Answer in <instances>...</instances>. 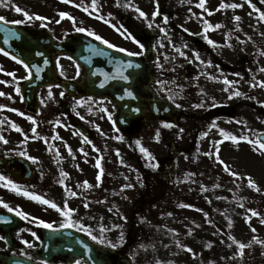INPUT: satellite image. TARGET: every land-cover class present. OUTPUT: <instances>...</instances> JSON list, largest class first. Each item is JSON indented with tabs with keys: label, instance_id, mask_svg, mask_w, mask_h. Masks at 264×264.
<instances>
[{
	"label": "rangeland",
	"instance_id": "374dc122",
	"mask_svg": "<svg viewBox=\"0 0 264 264\" xmlns=\"http://www.w3.org/2000/svg\"><path fill=\"white\" fill-rule=\"evenodd\" d=\"M83 1L91 4V0H72L71 3L62 2V0H6V3L30 12L36 11L47 19L57 17L64 20V17L59 15V10L64 7H72L74 10L76 8L72 15L76 19L83 18L78 12V7L75 6ZM100 1L103 0H97L99 6H101ZM205 1L202 9L199 7L200 0H168L163 13H160L161 20L167 16L170 21L169 13L180 10L184 16L182 18H177L174 13L171 14L174 17L171 18L174 25L169 29L172 30L167 31V28L163 27L170 38L168 40L173 44L172 48L187 49L186 54L195 62V65L200 66L198 79L204 76L205 83L208 84L207 90L201 93L194 94V89L190 91L183 87L184 92L189 91V93L173 94L171 92L174 103L187 111L189 116L180 115L177 123L172 124L173 127L170 128L162 126L166 121L150 120L148 125L141 128L137 134L128 135L120 140L116 139L117 135L112 136L115 131H110L108 128L110 104L99 99L83 98L77 105L72 106L71 112L78 115L81 122L88 128L94 129L93 131L105 130L103 133L106 134L103 137L111 136L105 147L103 158L98 157L94 150H86L76 156L79 147L87 143L74 140L76 136L70 132L74 139L71 136L67 137L66 133L60 136H66L69 140L66 145L67 148L72 149V155H69L66 148L63 156L66 158L65 163L68 161L67 164H69L71 160L72 164L64 167L57 162L48 164L47 160L35 162V169L40 176L55 178L59 170L63 169V173H66L61 178L64 181L61 187L64 195H69L78 204L89 205L90 211L86 212L83 224L90 226L94 235L103 236L107 241L116 244L115 248L121 247L132 264H264V223L261 222L264 219V152L256 151L246 141L240 140L234 143L220 135V129H223L237 137L247 135L255 139L254 132L264 130V88L250 86L253 82L264 81V72L260 71L264 68V55H261L263 39L261 35L257 36L256 33L259 32H252L255 45L254 65L247 75L240 70L233 72L232 80L235 82L232 85H226L224 74H217L213 69L212 56L224 57L228 53L222 49L217 51V46L214 47L215 49L211 48L212 46L203 38L204 33L202 34L201 27L204 23L200 21L203 18L212 20L206 15L218 10V0ZM227 1L230 3L232 0ZM252 1H254V7L250 8L253 4L249 5L246 0H233V3L242 4L243 7L222 8L215 21H212H218L222 26L230 25L232 19L229 18L230 13L235 12L243 17L240 19L242 23L254 26L258 19L256 15L259 16L260 12H264L260 7L264 6V0ZM151 3L152 0H139L140 9L148 16H150ZM206 10L209 12L205 15ZM257 12L259 14H256ZM84 22H87L86 26H90L91 21ZM95 23H102L101 19L97 18ZM158 23V35L164 36L165 33L161 31V34L159 33L160 24L161 27L165 24L164 20L163 23L159 21ZM62 28L67 26L64 25ZM247 32L250 34L249 31ZM99 33L105 34L108 38L110 36L105 27L100 29ZM226 35L228 41L230 37L234 39V42L236 41V37L232 34ZM211 38L215 40L214 35ZM197 42L211 46L208 49L211 54L199 51ZM172 48L168 47L169 51H172ZM193 50L199 53L200 60L194 58ZM170 58L169 56L168 60ZM209 61L211 65L207 64ZM227 61L232 60L227 59ZM210 81L214 82V95L211 93L212 95L208 94L209 96L205 98L212 86ZM174 83L169 81L161 89L166 91ZM190 85L191 89L194 88L193 83ZM237 89L242 95L229 99L230 93ZM191 94L196 98H193ZM198 104L204 106L196 107ZM232 105H235L236 110L229 115L204 112L214 111L218 107L229 108ZM102 107H106L108 112L100 111ZM191 111L198 115L194 116L190 113ZM66 123L62 120V127H67ZM213 123L216 127H213ZM157 131L160 132L158 142L155 139ZM38 132L34 135L38 140L49 136L43 130ZM204 133L207 135H203ZM105 140L106 138L102 139V141ZM137 140H140L141 145L150 151L154 159H149L139 151L140 145L136 144ZM49 142L54 146L63 147L64 145V143H58L56 139H51ZM205 153H213V155H205ZM215 154H218L230 169L236 171L238 176L234 178L229 172H225L223 165L214 158ZM97 159L100 162L103 159L107 161V165L102 167V175L100 169L96 167ZM151 165H158V167L152 171L154 167ZM98 175L101 176L99 181H97ZM248 177L252 178L259 190L248 185ZM84 181L92 187L83 186ZM126 184H131L133 187L123 188ZM68 189L76 192L77 195L72 196ZM218 193L224 195L223 199L216 198L215 195ZM64 195L60 196L62 201L60 204L68 205L70 201ZM181 205H192V207H181ZM250 210H255L259 215L252 216ZM204 213L208 214L207 218ZM90 215L92 217H89ZM80 220L78 218V222L82 223ZM203 222L205 226L210 227V235L207 229L205 232L201 229ZM101 225L109 230L101 233ZM252 229H255V232ZM162 230L164 231L161 232ZM176 241L192 248L195 255L178 247ZM234 241L246 245L242 250L243 255H241L239 244Z\"/></svg>",
	"mask_w": 264,
	"mask_h": 264
},
{
	"label": "flooded vegetation",
	"instance_id": "af4514ba",
	"mask_svg": "<svg viewBox=\"0 0 264 264\" xmlns=\"http://www.w3.org/2000/svg\"><path fill=\"white\" fill-rule=\"evenodd\" d=\"M127 2L128 0H119L120 6H118L117 0H103L102 7L99 10H93L90 8L92 14L86 18L75 19V25L73 24V21L67 24L62 23L57 17L45 20L33 19L32 21H28L21 13L15 12L14 5H9L6 2L5 4L7 6L0 5V16H4L7 21L24 20V23L18 25L31 27L33 33L29 34V36H33L31 38H34V41L37 42L43 37H48L49 33L46 29H49L53 39L59 41L75 36L73 42L70 44V47H74L75 50L84 46L77 40V35H87L86 32L81 33L75 31V27H84L107 39L110 43L115 44L118 47H122L132 52L140 51L136 43L122 36L111 25H116L121 31L126 29L127 32L131 33L136 39L140 40L145 45V54L143 56L133 57L139 59V64H141L142 60H144L145 63H150L153 74L142 82L140 73L141 68L138 69L139 72L136 71L137 69H130L128 73H131V77L134 79V85L139 84L138 86H142V84H147L150 81L151 87H156L161 85L158 84L157 81H163L166 83L173 81L176 78L188 81L194 78V75H198L196 74V65L189 60L182 59L181 55L177 53L169 59L168 64L170 65L168 68H158L156 66L157 61L159 64L163 65V57H168V52H165L167 49L163 48L165 47V43L169 41L166 38V35L161 36L162 34L160 30L159 33L161 35H158V15L153 17L152 13L154 11L163 13L162 11H164L168 0H163L160 8L157 7V5L156 7L154 6L155 8L150 12L148 20L140 17L134 8L123 6ZM130 2L140 8L139 0H130ZM28 12L30 14H38L41 16V14L36 13V11ZM99 16L103 17V19H101L102 23L96 24L95 22ZM86 20L88 22L91 21V23H89L90 26L85 25L87 22L84 21ZM105 20H110L111 24L105 23ZM149 23L153 25L151 28L148 27ZM64 25H66L67 28H62ZM103 27L108 30L110 34L109 38L105 34L99 33V30ZM160 28H162L161 24ZM142 30H151V32ZM22 34L28 36L27 31L25 30ZM87 36L95 40L94 37ZM97 42L100 43V41ZM92 45L91 47H93ZM49 52L53 55L55 61L57 58H60V64L63 66L64 74L61 75L60 69H57L55 66L56 72L53 79L51 75L42 78L41 81H48L50 83L53 81V83L49 86L44 85L38 88L37 94L39 97V104L35 113H31L28 110L24 101L19 97V93L16 92V88H19L20 84L29 82L30 78H26L28 75L27 71L21 64L13 60L11 56H5L3 53H0V92L6 94L0 96V106H3L0 108V136L8 141V143L5 144L0 140V159L3 160L0 161V174H3L5 177L21 185L22 189L35 194L39 193V195L43 196L45 199H48V197L45 196V194H42L41 190H43V187L49 185V183H54L55 179L44 175L40 176L38 171L35 170V163L28 159V156L36 158V161L47 160L48 164H53V162L61 164L64 161L62 152L63 147L32 145L31 142H35V137L29 133L28 129L24 128V126H29L30 121L27 117H36V124L32 125L35 127L37 126L36 128L38 130L44 129L43 131L51 136V134L61 133L58 127L61 124L62 118H64L70 126H74L75 123L79 121L77 116L71 111L73 104L83 98L99 99L108 102L112 107V117L114 111L113 106L111 105L112 102L108 98H98L92 95L82 94L78 84L84 79V72L80 68L81 74L76 77L75 64L73 61L67 59L70 55L58 54L55 49H50ZM236 55L237 52H235V56ZM41 61L42 58L38 56V58L34 59L33 63L39 65ZM112 61H114L113 65L115 67V60L113 59ZM175 70H179L180 72L178 73ZM9 72L15 73V76H9L7 74ZM62 79L75 84V90L72 94H67L65 92L61 86ZM49 87H51L52 91L51 97L48 95ZM61 92L64 93L63 96H61ZM12 109H16V111H12ZM20 113H24V115L22 116ZM57 121H59V123H57ZM13 123L21 128L22 131L17 132L12 128L11 125ZM99 137L100 136H97L96 139H94V137L88 139V141L92 143L91 148H95L96 145L99 146ZM20 152H24L26 155L21 156L19 155ZM30 162L34 166V177L31 180L25 178L28 175L27 165ZM0 201H4L14 209L21 210L28 214L27 218H24L17 216L15 212H9L7 209L0 206V236L6 238L5 240H0V264H74L76 259H83L76 254L79 248L83 249L82 244L79 243L83 240L76 234L79 230L77 228H60V224L64 222L60 212L51 209L49 205H43L31 198L17 194L11 190L10 186H0ZM4 218H7L8 222H3ZM33 218L52 223L54 228L58 230L53 231L45 228ZM71 218L74 222H78L76 212L72 213ZM67 229L70 231H63ZM32 233H35L36 235L33 236ZM25 240L32 244L33 247H29L25 244L23 242ZM83 242L86 243L85 241ZM42 244H46L50 246V249L59 252L57 253L56 251L57 254L54 257H42L36 255L35 251L40 248Z\"/></svg>",
	"mask_w": 264,
	"mask_h": 264
},
{
	"label": "snow or ice",
	"instance_id": "6c2138e0",
	"mask_svg": "<svg viewBox=\"0 0 264 264\" xmlns=\"http://www.w3.org/2000/svg\"><path fill=\"white\" fill-rule=\"evenodd\" d=\"M62 2H66V3H71L72 0H62ZM247 3L251 4V0H246ZM0 5H4V6H7L5 4V0H0ZM117 5L120 6L119 4V0H117ZM204 5H205V0H200L199 2V7L200 8H204ZM76 7H82L83 5L82 4H76L75 5ZM123 6L125 7H130V8H134V10L139 14L140 17L144 18L145 20H148V15L142 11L139 7H136L135 5H133L130 0H128L127 3H125ZM221 8H241L243 7L242 4H238V3H231V4H226V3H222L220 5ZM254 7V5H253ZM90 8L93 9V10H98V4H97V0H91V4H90ZM14 10L15 12L17 13H21L24 17H26V19L28 21H32L33 19H39V20H45L47 19L46 17H42V16H39L38 14H30L28 11L22 9L21 7L19 6H15L14 7ZM83 10L85 12H88L89 15H91L92 13L89 12V6H83ZM211 14V13H209ZM59 15L61 17H65L67 16L69 19H71L73 21V24L75 25V19L73 17H71L69 15V13H66V12H60ZM111 15V14H109ZM159 15L158 12H153L152 13V16L155 17ZM99 19H103L102 16L98 17ZM241 19L240 16H235L234 17V20L239 22ZM259 19L261 21H264V12H260V15H259ZM164 20V23L167 24L168 22V17L165 16L163 18ZM0 22H3V23H12V24H22L24 23L25 21L24 20H13V21H7L6 18L4 16H0ZM59 22V21H57ZM105 23H108V24H111V21L110 20H105L104 21ZM114 29H116L122 36H124L125 38L127 39H130L132 40L134 43H136L140 49V51L138 52H132V51H128L122 47H118L117 45L115 44H112L110 43L107 39L101 37L100 35L96 34L95 32L93 31H89L88 29L84 28V27H75V31L77 32H81V33H87V35L89 36H92L95 38V40L97 41H100L101 44L103 45H106L108 48H114L116 49L117 51H120V52H126V54L128 56H143L145 54V45L138 39H136V37H134L131 33L127 32V30H123L121 31L120 28H117L116 25H111ZM153 25L151 23L148 24V27L151 28ZM157 27H159V25H157ZM215 27L219 28L220 25H216ZM212 28V25L208 24L207 21H205V24H204V39L206 40V42L213 46V47H216L217 46V43L215 41H213L212 39H210L207 35V32L208 30ZM0 31L4 32L6 35L4 36V39H3V43L4 44H9L10 42V38H15V39H21V35L18 33V32H15L9 28H0ZM160 31L165 33L166 35V29L164 28H160ZM187 31V29L185 30ZM264 35V34H262ZM241 43H244V41H241ZM229 47H231V44H228ZM185 47H187V45H185ZM90 52H92L93 54L97 55V56H107L108 53L105 52L103 49H100V48H93L91 46H89V49H88ZM177 52H179V54L181 56H186V54L184 52H181L179 49H176ZM0 53H3V55L5 56H9L10 53L8 51L5 50V48L3 47H0ZM36 56H39L42 58V63L43 65L47 66L50 61L49 59L45 56V53L42 52V51H37L35 53ZM261 55H264V52H261ZM193 56L196 60H200V56H199V53L196 52L195 50H193ZM11 58L13 60H15L17 63L21 64L25 70L27 71L28 75L26 78H32L33 76V69L35 70V75L36 77H39V74L41 73L42 71V68L40 65L38 64H29V63H26L23 59H20L18 57H16L15 55H12ZM83 58V57H82ZM68 60L70 61H73V63L75 64V68H76V77L80 76L81 72H80V64L79 63H76L75 60L73 59L72 56H68L67 57ZM165 59H167V57H165ZM109 63H113L112 60H109ZM201 63H205L204 61H201ZM89 64H91V61L89 60ZM115 64H116V67H115V71L114 73H109V72H103L101 73L99 69H96L95 71H93L91 74L93 76H98V75H102L103 76V80L100 81L99 83V87L100 88H104L106 86V82H108L109 80H118V81H124L126 83H131V73H128L126 74V70L127 69H140L142 67L141 64L139 63H134L132 60H127V61H123V60H119V61H115ZM208 65H211V62H207ZM55 66L57 69H60V74L63 75V66L60 64V58H57L56 61H55ZM156 66L158 68H163V65L159 64V62L157 61V64ZM260 71L264 72V68L260 69ZM9 76H15V73L13 72H9L7 73ZM239 75V74H237ZM75 78V77H74ZM210 78H215V77H210ZM158 84H163L165 82L163 81H157ZM224 83L226 85H232L234 82L232 81H229L227 80L226 78L224 79ZM251 87H260V88H264V81H256V82H253L251 83L250 85ZM225 91H228V89H224ZM16 92L19 93V88H16ZM122 95H120L118 98L123 100L125 99V97H128V98H131L133 100H135L137 98L136 94L134 93V91H132L130 89V87H125L122 89ZM3 95H6L5 93L3 92H0V96H3ZM49 97L52 96V91H51V87H49V93H48ZM64 93L61 92V96H63ZM242 95V93L237 89L233 92L230 93L229 95V99H232L234 96L235 97H238ZM168 99L170 100H173V102H175L174 100V96L171 94V90H169V95L167 97ZM91 99V98H90ZM214 100V98H213ZM180 105L177 104V107H179ZM204 105L203 104H198L196 105V107H203ZM3 106H0V108H2ZM127 107V105H126ZM156 111H159V108H156L155 109ZM12 111H16V109H12ZM100 111L102 112H108V109L106 107H102L100 109ZM129 111L132 112V113H140L142 111V109L140 107H129ZM20 115H24V113H20ZM27 119L29 121H31L33 123V125L36 124V121L35 119L32 117V116H28ZM108 119L111 120L112 119V115L109 113L108 115ZM57 123H59V121H57ZM237 123H242L241 121H237ZM163 127H173L172 124L168 123V122H163ZM12 128H14L17 132H21L22 129L19 128L15 123H13L11 125ZM213 127H216L215 123H213ZM31 131L33 133H36V128L33 127L31 129ZM203 135H207V133H204ZM220 135L222 137H224V139L226 140H231L232 142L236 143V142H239L240 140H243V141H246L248 142L249 144H251L254 149L258 152H264V139H262L259 135H257V137L255 139L253 138H250L249 136L247 135H241L239 137H237L236 135H232L228 132H226L225 130L223 129H220ZM159 137H160V132L157 131L156 132V135H155V139L157 140V142L159 141ZM42 139H45V138H42ZM54 139H60L59 136H56L54 137ZM116 139H120L122 140L123 137H116ZM0 140H2L5 144L8 143L7 140H5L2 136H0ZM47 142V140L45 139V143ZM84 142L86 143H90V141H88L87 137H84ZM136 144L137 145H140V148H139V151L141 153H143L146 157H148L149 159H154V157H152L150 151L145 148L144 146L141 145V141L140 140H137L136 141ZM81 152H84V149L81 148L80 149ZM98 151V150H97ZM68 152H69V155L71 156L72 155V149L69 147L68 148ZM216 152H218V149H216ZM85 155H87V153H84ZM19 155L21 156H24L26 155V153L24 152H20ZM117 155L119 156V152L117 151ZM205 155H213V153H205ZM217 161H219V164L220 165H223V170L225 172H229L230 175L232 177H237L238 176V173L232 169L229 168V166L225 163V161L223 159H221V157L218 155V154H215V157H214ZM28 159L32 160L33 163L36 162V158L34 157H31V156H28ZM121 163L123 164V160H121ZM152 167H158V165H151ZM96 167L100 169V173L102 175L103 173V168L101 167L100 165V160L97 159V162H96ZM66 175V173H63L61 172V176H64ZM101 179V176L98 175L97 176V181H99ZM58 183L60 184H63L64 181L63 179H60L58 181ZM248 185L251 187V188H254V189H258L256 183L252 180L251 177H248ZM0 186H3V187H11V190H13L14 192H16L17 194H21L25 197H28V198H31L35 201H38L42 204H45V205H50L52 209L58 211L61 213L62 216L66 217V219L64 220V222H62L60 224V228H77L79 231H82L84 233H86L93 241H97L98 243L100 244H107L108 246L110 247H117L116 244L112 243L111 241H107L105 238H103V236H100L98 237L97 235H94L93 232L91 231L90 229V226H86L85 224L83 223H78V222H74L72 220V213L75 211V209H72L70 208L67 203H64L63 206L61 205H58L56 202L52 201V200H49V199H45L43 196L39 195V194H35V193H32V192H29L27 190H24L22 189V186L15 183L14 181H12L11 179L5 177L3 174H0ZM83 186H86V187H89L91 188L92 185L89 184L87 181H84L83 182ZM130 187H133V185L131 184H126L123 186V188H130ZM123 190V189H122ZM206 190V189H205ZM68 191L70 192V194L72 196H76L77 193L72 191L71 189H68ZM210 202V201H209ZM0 206H2L3 208L7 209L9 212H15V214L17 216H21V217H24V218H27V215L26 213H24L23 211L21 210H18V209H14L13 207L9 206L6 202L4 201H0ZM89 205L86 203L85 204V207H88ZM243 206V205H241ZM181 207H192V205H181ZM199 211H202L200 209H198ZM109 211H112V209H109ZM252 212V216H257L259 215L255 210H250ZM204 216L205 218L208 217V214L207 213H204ZM34 220H36L40 225H42L43 227L45 228H48V229H51L53 231H57L58 229H55L53 224L52 223H47L43 220H39L38 218H33ZM3 222H8L7 221V218H4V221ZM262 223H264V219L261 220ZM209 223H211V221H209ZM109 229H105L103 227V225H101V228H100V231L101 233L103 232H106L108 231ZM253 232H255V229H252ZM33 236H35L36 234L35 233H32ZM189 235H191V232H189ZM6 238L3 237V236H0V240H5ZM121 241L123 240V234L121 233V237H120ZM25 244H27L29 247H33L32 244H30L28 241H23ZM236 243L239 244V248L241 250V255H243V249L246 247L245 244L243 243H240L238 241H234ZM79 243L82 244L83 246V249L90 252L91 249L89 248V245L87 243H84L83 241H80ZM177 244L178 247H181L183 249H185L186 251H188L189 253H193V255H195V253L193 252V249L190 248V247H187L185 245H182L179 241H176L175 242ZM211 245H209L210 247ZM250 246V245H249ZM229 247H231V245H229ZM93 261V258L89 255L87 256L86 259H76L74 261V264H89V262Z\"/></svg>",
	"mask_w": 264,
	"mask_h": 264
},
{
	"label": "water",
	"instance_id": "95a60500",
	"mask_svg": "<svg viewBox=\"0 0 264 264\" xmlns=\"http://www.w3.org/2000/svg\"><path fill=\"white\" fill-rule=\"evenodd\" d=\"M0 28H9V26L7 25H3L0 24ZM0 33H4L2 31H0ZM3 36H0V47L5 48L6 51H8L11 54H14L15 56L19 57L20 59L24 60V55L22 54L24 51L23 46H18L17 44H15V41H11L9 42V44H4L3 43ZM101 89V90H100ZM100 89H87L88 92L91 93H99V92H110V88L109 87H104L100 88ZM122 91H119V94L113 96V101L115 102V104L117 105V114L115 116V123L116 126L122 130H127L128 128H137L139 126H141V124L144 122L143 119H140L141 116H143V106L147 105L149 108V113L152 114L153 116H155L156 118H160V117H166L168 119H172L173 115L171 114L172 111H174V109L168 105L167 103L158 101V100H154L152 95L147 94L144 90H142L141 92V96L138 97V101L133 100L131 98L125 97V99L121 100L118 97L120 95H122ZM139 96V95H138ZM127 105V107H126ZM129 107H140L142 109V111L140 113H132L129 111ZM159 108V111H156L155 109ZM167 110V111H166ZM169 111V112H168ZM79 129H81V131L83 130L82 127H79ZM259 136L264 139V133L259 134ZM104 253V256H108V257H112L114 256V253L111 250H103L102 251ZM90 256L93 258V261L89 262V264H97V262H99V260L97 259V256L95 255H91ZM123 264H128V262L124 259Z\"/></svg>",
	"mask_w": 264,
	"mask_h": 264
}]
</instances>
